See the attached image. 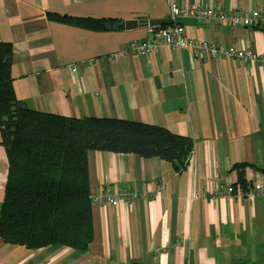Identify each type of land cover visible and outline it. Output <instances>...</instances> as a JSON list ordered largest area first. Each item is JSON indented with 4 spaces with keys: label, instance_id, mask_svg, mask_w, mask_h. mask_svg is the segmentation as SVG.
Wrapping results in <instances>:
<instances>
[{
    "label": "crops",
    "instance_id": "0c3cea01",
    "mask_svg": "<svg viewBox=\"0 0 264 264\" xmlns=\"http://www.w3.org/2000/svg\"><path fill=\"white\" fill-rule=\"evenodd\" d=\"M177 3L204 10L264 9V0ZM48 12L162 19L171 17L167 0H0V41L12 42L14 90L34 109L165 127L192 138L193 154L178 173L156 156L89 150L92 192L125 187L156 194L134 203H92L88 251L62 244L28 249L0 238V264H264V197L223 192L238 181L236 164L264 168V62L173 44L130 53L125 45L151 38L152 25L97 30L52 20ZM196 19L166 26L182 25L208 47L264 54V25ZM1 139L0 132V204L9 167ZM243 170L251 184L264 177L261 169Z\"/></svg>",
    "mask_w": 264,
    "mask_h": 264
},
{
    "label": "trees",
    "instance_id": "16d2710c",
    "mask_svg": "<svg viewBox=\"0 0 264 264\" xmlns=\"http://www.w3.org/2000/svg\"><path fill=\"white\" fill-rule=\"evenodd\" d=\"M50 19L97 30H120L117 18L48 12ZM155 26V28L165 27ZM13 44L0 41V132L9 167L0 204V238L28 249L62 244L88 251L94 239L89 150L156 156L182 173L193 139L169 129L118 117H72L34 109L17 98ZM239 163L238 183L251 185ZM86 264H98L90 262ZM134 264H139L138 262Z\"/></svg>",
    "mask_w": 264,
    "mask_h": 264
},
{
    "label": "built area",
    "instance_id": "2783aa9c",
    "mask_svg": "<svg viewBox=\"0 0 264 264\" xmlns=\"http://www.w3.org/2000/svg\"><path fill=\"white\" fill-rule=\"evenodd\" d=\"M170 10L171 17H216L220 21L232 22L233 24H243L245 26L264 25V9L254 8L246 11L241 8H209L204 10L195 6H180L177 0H167ZM176 45L178 47L190 46L198 54H206V52H225L230 57H237L243 61H262L264 62V54L255 53L252 50H245L238 46H229L227 48H216L208 47L201 43L199 40H195L189 37L185 28L182 25H168L165 27L155 28L153 26L151 38H144L137 41L129 42L125 45L124 50L130 53L137 54H150L154 53L162 45ZM114 54H110L109 59H114ZM77 68L72 70L76 71ZM165 186L161 184L157 186L158 189H163ZM119 190L103 189L97 192H92V203L106 202L108 204L118 205L122 201L128 203H134L140 198H146L148 196H154L156 190L152 192H140L134 191L125 187H118ZM224 194L231 195L233 197H264V177L252 183L245 190L238 183L228 185L223 190Z\"/></svg>",
    "mask_w": 264,
    "mask_h": 264
},
{
    "label": "water",
    "instance_id": "95a60500",
    "mask_svg": "<svg viewBox=\"0 0 264 264\" xmlns=\"http://www.w3.org/2000/svg\"><path fill=\"white\" fill-rule=\"evenodd\" d=\"M196 17L187 16V17H170V18H162V19H128L124 21V27L127 29L136 28L141 24L145 25H152V26H159V25H167V24H174V23H190L196 21Z\"/></svg>",
    "mask_w": 264,
    "mask_h": 264
},
{
    "label": "rangeland",
    "instance_id": "374dc122",
    "mask_svg": "<svg viewBox=\"0 0 264 264\" xmlns=\"http://www.w3.org/2000/svg\"><path fill=\"white\" fill-rule=\"evenodd\" d=\"M72 71H74V70H72ZM110 152V151H109ZM7 183V182H6ZM5 187H6V185H5ZM117 190H119L118 188H116ZM110 190V189H109ZM146 192H152L151 190L150 191H145V193Z\"/></svg>",
    "mask_w": 264,
    "mask_h": 264
}]
</instances>
